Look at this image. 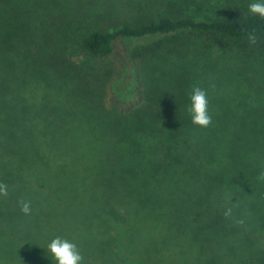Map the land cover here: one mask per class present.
<instances>
[{
	"label": "trees",
	"instance_id": "obj_1",
	"mask_svg": "<svg viewBox=\"0 0 264 264\" xmlns=\"http://www.w3.org/2000/svg\"><path fill=\"white\" fill-rule=\"evenodd\" d=\"M125 2L102 29L68 0H0V238L41 255L61 236L84 264H264L255 0Z\"/></svg>",
	"mask_w": 264,
	"mask_h": 264
},
{
	"label": "clouds",
	"instance_id": "obj_2",
	"mask_svg": "<svg viewBox=\"0 0 264 264\" xmlns=\"http://www.w3.org/2000/svg\"><path fill=\"white\" fill-rule=\"evenodd\" d=\"M248 12L251 15L264 19V0H255V2L250 3L248 5ZM247 39L250 44L254 45L257 43L255 30L248 34ZM189 99L190 104L186 111L191 117V122L198 127H209L212 124V115L209 111L207 90L194 85L189 93ZM257 178L264 181V171H261ZM0 196H8V186L4 183H0ZM18 203L24 215L28 216L32 214L31 201L20 199ZM224 215L225 217H231L232 208H227ZM236 222L243 224V220ZM46 250L53 264H84V257L80 248L75 242L67 238L56 236L47 244Z\"/></svg>",
	"mask_w": 264,
	"mask_h": 264
},
{
	"label": "rangeland",
	"instance_id": "obj_3",
	"mask_svg": "<svg viewBox=\"0 0 264 264\" xmlns=\"http://www.w3.org/2000/svg\"><path fill=\"white\" fill-rule=\"evenodd\" d=\"M72 2L75 10L86 14L93 25H102V29L115 28L122 25L126 19L125 8L128 2L126 0H68ZM92 14H89L91 13ZM90 15V16H89ZM132 17L130 15L127 19ZM94 19V20H93ZM117 63L115 64V67ZM228 75H231L228 73ZM113 77H116L113 75ZM264 106V103L262 104ZM258 112L264 113V109ZM48 254L41 253V255L26 254L25 250L22 252L18 247L10 248L0 238V264H51V258Z\"/></svg>",
	"mask_w": 264,
	"mask_h": 264
}]
</instances>
